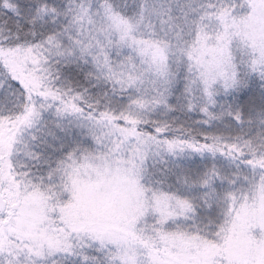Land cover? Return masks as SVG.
<instances>
[{
    "label": "snow or ice",
    "instance_id": "1",
    "mask_svg": "<svg viewBox=\"0 0 264 264\" xmlns=\"http://www.w3.org/2000/svg\"><path fill=\"white\" fill-rule=\"evenodd\" d=\"M0 264H264V0H0Z\"/></svg>",
    "mask_w": 264,
    "mask_h": 264
}]
</instances>
